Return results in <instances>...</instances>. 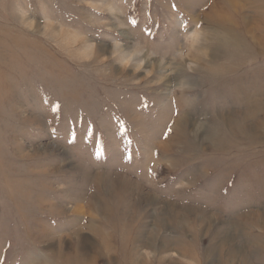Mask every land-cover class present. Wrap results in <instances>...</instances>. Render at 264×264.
Instances as JSON below:
<instances>
[{
	"label": "rangeland",
	"instance_id": "374dc122",
	"mask_svg": "<svg viewBox=\"0 0 264 264\" xmlns=\"http://www.w3.org/2000/svg\"><path fill=\"white\" fill-rule=\"evenodd\" d=\"M231 3L235 58L221 0H0V264H264V6Z\"/></svg>",
	"mask_w": 264,
	"mask_h": 264
},
{
	"label": "bare ground",
	"instance_id": "6f19581e",
	"mask_svg": "<svg viewBox=\"0 0 264 264\" xmlns=\"http://www.w3.org/2000/svg\"><path fill=\"white\" fill-rule=\"evenodd\" d=\"M256 1L261 2V7L264 6V0H254V1H252V0H239V3L240 4H243L244 3L245 5L246 4L250 5V4L255 3ZM221 2H222V6H223V11H224L223 15L222 16H218L220 14H212L213 15V16L211 15V17H212L211 19L212 20L209 21V24L210 23H211V25L213 24L216 28H218L219 30H221L222 32H224L225 35H227L228 34V31H229V32L232 33L231 34V37H233V38H235V36L237 37V40L234 41V42H224V43H222V44H224L223 47L226 48V53H228L231 58H235V57L238 56L236 54L237 51L239 49H241V48L246 47V46H244V40L241 38V36H240V34L238 32L239 30H238L237 24L236 23L235 24L232 23V21H231V18L232 17L229 15L230 11L232 10L231 9V4H232L231 2H232V0H221ZM233 33H234L235 36L233 35ZM246 48H248V47H246ZM134 59H135V61L139 62L136 57H134ZM140 68H141V66H140Z\"/></svg>",
	"mask_w": 264,
	"mask_h": 264
}]
</instances>
